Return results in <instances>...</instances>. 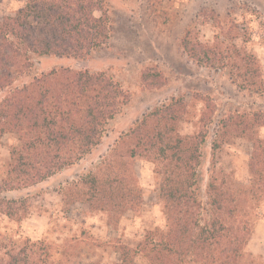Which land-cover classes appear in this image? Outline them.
<instances>
[{
  "label": "trees",
  "instance_id": "1",
  "mask_svg": "<svg viewBox=\"0 0 264 264\" xmlns=\"http://www.w3.org/2000/svg\"><path fill=\"white\" fill-rule=\"evenodd\" d=\"M110 36L106 0H25L14 15L0 17V93L7 91L0 101V145L7 136L9 149L0 176V213L23 220L31 211L29 197L9 193L79 165L101 144L107 125L128 100L121 82L104 70L36 69L52 56L87 59ZM229 40L214 47L192 41L188 34L183 48L199 64L235 68L248 88L258 90L256 58ZM24 75L30 79L16 84ZM182 108V97L156 106L98 160L64 176L58 185L65 205L84 202L117 218L138 211L143 193L135 166L145 158L159 178L166 228L149 231L139 243L141 250L153 253L150 258L160 264H245L252 219L260 206L253 199L264 190L251 189L264 181V140L254 144L250 185H225L212 171L202 189L204 135L179 131ZM217 147L214 141L213 150ZM9 241L0 233V264H49L37 252V243L27 239L28 247ZM123 254L118 264L133 262L127 250Z\"/></svg>",
  "mask_w": 264,
  "mask_h": 264
},
{
  "label": "rangeland",
  "instance_id": "2",
  "mask_svg": "<svg viewBox=\"0 0 264 264\" xmlns=\"http://www.w3.org/2000/svg\"><path fill=\"white\" fill-rule=\"evenodd\" d=\"M106 2L111 16L107 44L87 59L45 58L36 72L59 67L104 70L121 82L128 100L107 125L101 144L79 165L37 186L9 193L29 197L32 206L27 217L17 221L0 213V233L11 244L29 247L37 243V252L49 264H118L125 250L133 261L130 264H160L139 245L149 231L166 228L159 178L151 161L136 160L143 201L138 211L119 218L93 210L84 202L66 206L58 185L64 176L98 160L122 132L156 106L182 97L185 109L181 110L179 131L204 135L202 189L213 173L231 187L250 185L254 144L264 140V0ZM24 4L25 0H0V17L14 15ZM188 34L192 41L214 47L221 39H226V44L233 39L243 54L256 58L259 89L248 88L235 68L211 67L193 60L183 48ZM29 79L24 75L16 84ZM6 93H0V101ZM7 141L5 136L0 145V176L9 157ZM251 189H264V181L255 182ZM256 195L260 200L256 196L253 202L260 206L251 218L254 228L245 248V264H264V190Z\"/></svg>",
  "mask_w": 264,
  "mask_h": 264
}]
</instances>
